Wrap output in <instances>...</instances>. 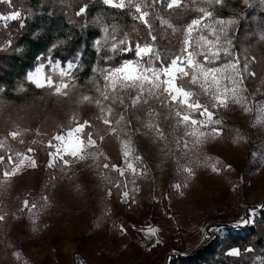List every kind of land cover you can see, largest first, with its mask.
Returning a JSON list of instances; mask_svg holds the SVG:
<instances>
[{
    "label": "rangeland",
    "instance_id": "rangeland-1",
    "mask_svg": "<svg viewBox=\"0 0 264 264\" xmlns=\"http://www.w3.org/2000/svg\"><path fill=\"white\" fill-rule=\"evenodd\" d=\"M133 2L148 13L147 21L152 17L173 31L177 29L172 22L174 14L163 13L170 0ZM221 5L237 11L252 8L264 12V0H222ZM32 9L28 0L0 2V17L19 12L18 19L23 24ZM214 18L234 20L216 15ZM11 21L0 19V30H8ZM251 24L238 52L233 50L231 36L235 24L228 28L241 70L247 62L248 72L254 73L244 74L243 96L249 110L231 102L227 108L209 106L214 119L222 122L226 116L238 127L227 128L223 122L209 126L204 130L216 127L221 135L201 144L195 137L185 136L191 129L178 125L175 110L159 100L150 99L148 104L141 102L133 107L131 97L136 93L128 89L116 93L123 104L104 101L97 91V87L104 88V77L91 76L85 85L75 82L74 87L64 90L67 94L39 89L31 100L17 104L4 99L0 92V156L5 158L0 163V215L5 217L0 221V264H163L170 254H186L208 241L211 232L223 237L225 228L214 230L221 227L218 224L231 226L249 209H256L255 223L258 208L264 204V40L260 39L264 18L255 16ZM6 34L0 31V50H9L13 42L10 32ZM106 39L117 43L111 35L107 34ZM224 62L222 58L219 63ZM44 71L47 74L49 68ZM188 87L199 92L198 88ZM85 95L93 102L84 101ZM97 99L111 105V125L103 123L100 106L94 102ZM200 100L207 102L204 96ZM121 115L125 119L117 125ZM195 118L202 119L199 113ZM77 121L89 122L85 139L87 133H92L96 147L88 151L95 152L97 160L66 157L72 161L70 165L57 161L48 167L49 152L54 150L49 148V142L56 143L53 137L66 133ZM149 123L159 128L162 138L154 128L147 127ZM113 128L117 131L113 132ZM13 131L20 133L16 139L10 136ZM122 141L131 143L133 152L128 160L135 173L126 168ZM17 152L33 157L36 167H24L5 179L3 172L13 166L7 158L15 160ZM104 164L109 167L105 169ZM212 164H216L218 172L211 170ZM113 165L124 168V176ZM189 167L193 170L191 176L183 171ZM177 184L180 188L175 187ZM123 191L129 192L127 200L122 197ZM25 200L28 208L24 207ZM149 229H155V235H150ZM238 250L237 256L242 259L248 258L254 264L263 261V255L252 246Z\"/></svg>",
    "mask_w": 264,
    "mask_h": 264
},
{
    "label": "snow or ice",
    "instance_id": "snow-or-ice-1",
    "mask_svg": "<svg viewBox=\"0 0 264 264\" xmlns=\"http://www.w3.org/2000/svg\"><path fill=\"white\" fill-rule=\"evenodd\" d=\"M0 2H9V0H0ZM103 4L111 7L123 9L125 7L134 8L135 12L139 15L137 19L141 20L145 24L148 21L145 19L148 16L147 12H142L141 6L133 2V0H102ZM248 3V0H244ZM209 9H200L202 17L193 19L185 30V38L182 43V48L179 55L171 58L170 63L164 64L160 60L158 51L151 45L136 44L134 48L129 47L124 40L119 41V47L117 43H113L111 51L114 54L134 52L135 59H129L124 61L119 67L106 68L101 70V74L104 77V88L97 87V91L104 101L111 100L112 104L119 102L123 104L122 98L118 100L116 93L123 92L131 89L136 94L131 97V105H136L143 102L148 104L150 99L159 100L165 106H171L175 110V117L177 118V124H183L186 128H190V131H186L185 136L195 137L196 143L201 144L205 140L211 138L215 139L221 135V130L216 127L209 126L220 125L222 122L219 119H214L213 112L209 110L211 108H227L229 102L239 104L241 107L248 111V107L244 103L246 97L243 93L246 89L243 87L245 73L254 75V73L248 72V63L243 65V70L240 67L239 57L232 51V40L228 38V28L235 23L234 20L228 19H216L214 18V5H221L222 0H207ZM181 0H170L167 3L169 9L179 7ZM86 11V6L81 8L78 15H83ZM20 17L19 12H13L8 16L0 17L4 20H16ZM211 19L212 23H205V20ZM207 32V35L204 33ZM195 33V35H194ZM224 37V42L221 43V37ZM209 37H214L210 39ZM153 41L155 37H152ZM261 40H264V34L260 36ZM99 45V42H97ZM199 57H203L202 60ZM111 57H109L110 59ZM147 58V59H145ZM224 58V63H219ZM159 63V67L156 64ZM215 65V66H214ZM76 65L73 62H68L66 68L61 67L60 64L48 60V64L41 62L34 71H30L26 74L27 81L31 82L37 89H54L57 94H67L64 90L70 86H75V78L72 77L71 72ZM45 67L49 68V72L45 74ZM57 79L54 80L53 77ZM67 77V79H65ZM193 86L199 89V92L192 90ZM19 90L23 91L22 88ZM3 91V87L0 86V92ZM207 98V102L202 103L200 97ZM83 100L87 102H93L92 97L83 96ZM97 106H100L101 118L105 125H111L112 121L108 119V116L112 113L111 105H103L100 99L94 101ZM199 113L202 119H196L195 114ZM152 115L151 111L148 114ZM76 119L75 117L73 118ZM124 116L121 115L116 121L117 125H120L124 121ZM90 127L88 121L83 123L76 122L74 127H71L64 134H57L53 137V140L49 142V148L54 149L49 152V164L48 167L55 166L57 161L62 162L64 166L71 164V160L66 157H71L73 160H83L92 158L97 160V154L95 152H89L88 149L96 147V140L93 139L92 133L86 134L85 128ZM147 127L155 129L158 136L163 137V133L159 128L149 123ZM113 132L117 129L113 128ZM20 133L13 131L10 136L16 139ZM103 139V137H101ZM23 143V141H21ZM3 142L0 141V146ZM123 152L122 155L125 158V164L127 170L136 172L134 165L129 162L128 158L132 155V147L130 141H122ZM184 147H188V142H184ZM29 152L32 149H28ZM139 159V157H136ZM4 157L0 156V163L4 162ZM8 161L13 166L10 170H5L3 176L5 179L16 175L24 167H36V161L33 157L24 155L17 152L15 160L12 156H8ZM216 163H219L218 161ZM103 167L107 169L108 164H104ZM113 169L124 176L125 169L119 168L115 165ZM213 172H218L219 169L216 164L211 165ZM183 171L187 172L189 176L193 174L192 168H184ZM119 187V185H117ZM176 188H180V185H175ZM122 197L127 200L129 198V192L123 191ZM24 207L28 208V201H24ZM34 207V205H33ZM256 215V209H249L248 215L242 217L238 222H234L233 228H240L254 222ZM4 216L0 215V221L4 220ZM215 231H224L223 227L214 229ZM121 231H124L121 228ZM155 229H149L150 235H155ZM228 255L237 256L240 254L238 249L229 250ZM19 258V257H18Z\"/></svg>",
    "mask_w": 264,
    "mask_h": 264
},
{
    "label": "trees",
    "instance_id": "trees-1",
    "mask_svg": "<svg viewBox=\"0 0 264 264\" xmlns=\"http://www.w3.org/2000/svg\"><path fill=\"white\" fill-rule=\"evenodd\" d=\"M28 1L33 9L24 23L16 19L10 22L8 30H5L6 27L0 30L5 36L6 31H9L8 35L13 41L9 50H0L2 97L16 104L31 100L35 93L41 91L26 79V74L41 62L49 59L62 64L73 62L76 66L71 72L72 77L79 85H85L91 76L102 79L101 70L135 59L134 52L114 54L111 51L113 42L111 39L105 40L107 34L117 41L119 47H123L119 45L121 40L132 48L136 44L155 46L160 60L166 65L171 58L179 55L186 27L193 19L202 16L200 9L212 10L206 0H181L179 7H164L163 13L174 14L172 22L177 29L173 31L172 27L163 26L159 20H152V17L145 24L137 19V13L132 9L111 7L103 4L102 0ZM85 6V13L78 15ZM213 8L214 15L234 19L231 36L234 39L233 50L237 52L240 50V41L245 40V32L252 28L251 20L255 16L264 18V12L258 9L237 11L223 5H214ZM164 28H167L165 34ZM152 37H155L154 41ZM20 87H23V91L17 90ZM222 122L227 128L238 127L236 122L226 116ZM247 215L248 210L245 217ZM255 219V223L240 228L218 224L225 228L223 237L218 232H211L208 241L186 254H170L163 264H254L248 258L242 259L227 253L232 248L252 246L254 251L264 257V230L261 228L264 227V204L258 208V217ZM261 264H264V258Z\"/></svg>",
    "mask_w": 264,
    "mask_h": 264
}]
</instances>
